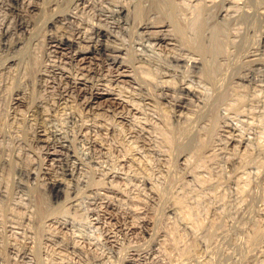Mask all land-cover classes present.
<instances>
[{"label":"rangeland","instance_id":"obj_1","mask_svg":"<svg viewBox=\"0 0 264 264\" xmlns=\"http://www.w3.org/2000/svg\"><path fill=\"white\" fill-rule=\"evenodd\" d=\"M78 1L0 0V264H264V0H215L232 12L214 19L230 25L219 37L230 57L213 66L217 83L187 61L189 50L133 25L134 0H121L122 12L119 0ZM203 1L176 0L195 11ZM145 5L135 13L143 21L156 9ZM98 27L105 34L94 38L91 60L70 57L90 48ZM68 30L77 42L51 45ZM253 50L255 58L244 57ZM70 76L117 93L122 105L85 104L89 88L72 89Z\"/></svg>","mask_w":264,"mask_h":264},{"label":"bare ground","instance_id":"obj_2","mask_svg":"<svg viewBox=\"0 0 264 264\" xmlns=\"http://www.w3.org/2000/svg\"><path fill=\"white\" fill-rule=\"evenodd\" d=\"M18 1V0H17ZM36 1V0H35ZM78 1V0H77ZM85 2H87L86 0H84ZM83 1V2H84ZM91 1V0H90ZM119 1H121V0H119ZM122 1H124V0H122ZM122 1H121V4L119 3H117V4H115V10H116V12H122V11H124V10H127V8L129 7H127L125 4H122ZM131 1V0H130ZM151 1H153V2H151ZM222 1H224V0H222ZM227 1V0H226ZM230 1H232V0H230ZM237 1V0H236ZM3 2V1H2ZM1 2V3H2ZM84 2V3H85ZM92 2V1H91ZM114 2V1H113ZM127 3H129L128 1H126ZM131 2H133V4H131V6L133 5V10L131 9H129L128 8V13L131 15V20L133 21L132 23H133V25L135 24L138 28H141V29H143V30H147V31H149L150 33L151 32H154V38H155V40L158 42V43H160V44H163V46H165V47H167V48H169V49H176V48H180V49H186L187 51L189 50L192 54H194V55H192L191 57H190V59H188L187 57V61L188 62H191V64L192 65H198L199 66V68H203L204 69V71H202V72H204V75L206 76V78H208V79H210V81L211 80H213L216 76H217V74H218V72H216L217 70L214 68V67H216L215 65L216 64H218V60L220 61V60H222V59H224V58H226V57H224V56H227V50H226V52L224 53L223 52V50L224 49H227V48H229V47H227V48H224V49H222V42H223V40H225V39H223L222 41H221V35L222 36H224L225 34L224 33H229V24L228 25H225V26H227L226 28H224V25H223V27H220V26H218L216 23H214V19L216 20V18H217V16H219V15H221V14H223V16H225V17H223V19L224 18H226L227 20H230L231 19V16H232V12L230 13V11H227V6H226V2H225V4H224V2H222V5H221V7H219L218 9L216 8L217 6H216V2L217 1H212V0H204L202 3L204 4V7H202L203 9L202 10H191L192 8L189 6V9H187L186 8V10L184 9H182V8H180V6H179V4L176 2V0H134V1H131ZM130 2V3H131ZM209 2V3H208ZM234 2H235V0H234ZM259 2V1H258ZM75 3H76V1H75ZM78 3V5H79V3H80V1H78L77 2ZM76 3V4H77ZM82 3V2H81ZM123 3H125V1L123 2ZM126 3V4H127ZM129 3V4H130ZM144 3L148 6V8L150 9V7H149V3L152 5V3L154 4V5H156V9L154 8V9H151L152 10V13L154 14V16L153 17H149V18H147V20H145L143 17H142V19H144L145 21H143V20H141V19H139L138 17H136L137 16V14H135V13H137V12H139V10L142 8V5H144ZM219 3V2H218ZM227 3H228V1H227ZM38 4V3H37ZM37 4H35V5H37ZM75 4V5H76ZM87 4V3H86ZM89 4V3H88ZM93 4V3H92ZM31 5V4H30ZM96 5V4H95ZM113 5V4H112ZM145 5V6H146ZM38 6H39V4H38ZM79 6H84L83 4L82 5H79ZM79 6H78V8H79ZM86 6V5H85ZM91 6V5H90ZM130 6V7H131ZM240 6H241V4H240ZM239 6V7H240ZM259 6V5H258ZM93 7V6H92ZM152 7V6H151ZM200 7V8H201ZM230 7V6H229ZM238 7V8H239ZM243 7V6H242ZM35 8V7H34ZM77 8V9H78ZM93 8H95V7H93ZM103 8V7H102ZM126 8V9H125ZM194 8V7H193ZM215 8H216V12H215ZM38 9H39V7H38ZM75 9V8H74ZM77 9H75V10H73V12L74 11H76ZM82 9V8H81ZM86 9V8H85ZM92 9V8H91ZM97 9V11H98V8H96ZM113 9V8H112ZM230 9H231V7H230ZM234 9V8H233ZM233 9H232V11H233ZM260 9V8H259ZM83 10H84V8H83ZM90 10V9H89ZM93 10V9H92ZM114 10V9H113ZM113 10H110V11H113ZM143 10H145V8H143ZM229 10V9H228ZM235 10V9H234ZM237 10V9H236ZM239 10V9H238ZM31 11V10H30ZM78 11V10H77ZM85 11V10H84ZM86 11H88V9L86 10ZM85 11V12H86ZM103 11V10H102ZM105 11H107V10H105ZM109 11V12H110ZM153 11H155V12H153ZM92 12V11H91ZM108 12V13H109ZM140 12H142L143 13V11H142V9L140 10ZM139 12V13H140ZM151 12V11H150ZM215 12V13H214ZM237 12V11H236ZM235 12V13H236ZM240 12H241V10H240ZM238 13L239 14V17L241 16L240 14H243V13ZM245 12V11H244ZM248 12V11H247ZM250 12V11H249ZM70 13H72V12H70ZM74 13H76V12H74ZM95 13V12H94ZM102 13V12H101ZM101 13H99L100 15H101ZM111 14H113V12H110ZM109 13V14H110ZM114 13H115V11H114ZM145 13H147V12H145ZM227 13H230L231 14V16L229 15V14H227ZM77 14V13H76ZM97 14V13H96ZM98 14V15H99ZM106 14V13H105ZM118 13H116V15H117ZM141 14V13H140ZM238 14L236 15V16H234V17H238ZM64 15V14H63ZM68 15V14H67ZM70 15V14H69ZM69 15H68V17H69ZM74 15V14H73ZM97 15V16H98ZM128 15V14H127ZM130 15H129V17H125V19L126 18H130ZM142 15V14H141ZM141 15H140V17H141ZM144 15V14H143ZM250 15V14H249ZM77 16V15H76ZM103 16V15H102ZM102 16H98V17H101L102 18ZM107 16H108V14H107ZM120 16H122V15H120ZM125 16V15H124ZM58 17V16H57ZM60 17V16H59ZM63 17V16H62ZM72 17V16H71ZM106 17V16H105ZM113 17H115V14H114V16ZM113 17H112V20H114L113 19ZM145 17V16H144ZM221 17V16H220ZM220 17H218V18H220ZM238 17V18H239ZM246 17V16H245ZM253 17V16H252ZM64 18H66L65 16H64ZM78 18H80V17H78ZM100 18V19H101ZM104 18V17H103ZM123 18V17H122ZM121 18V19H122ZM241 18V17H240ZM59 19V18H58ZM70 19V18H69ZM98 19V18H97ZM106 19V18H105ZM108 19V18H107ZM106 19V20H107ZM119 19H120V17H119ZM120 19V21H121V23L120 24H122V20ZM125 19H123V22H126V21H124ZM139 19V20H138ZM234 19V18H233ZM242 19V18H241ZM251 19V18H250ZM54 20H55V18H54ZM53 20V21H54ZM71 20H75V19H71ZM71 20H69V21H71ZM79 20V19H78ZM105 20V21H106ZM111 19L108 21V22H111L112 21ZM116 20V19H115ZM128 20V19H127ZM236 20H237V18H236ZM240 20V19H239ZM238 20V21H239ZM244 20V19H243ZM58 21V20H57ZM60 21H61V19H60ZM66 22H67V20H65ZM76 21V20H75ZM81 21V20H80ZM117 21H118V17H117ZM119 21V22H120ZM129 21V20H128ZM127 21V22H128ZM138 21V22H137ZM232 21V20H231ZM50 22V21H49ZM62 22V21H61ZM64 22V21H63ZM81 22H83V21H81ZM87 22V21H86ZM126 22V23H127ZM216 22V21H215ZM226 22V21H225ZM235 22V21H234ZM52 24H53V22H51ZM50 23V24H51ZM55 23V22H54ZM56 23H58V22H56ZM68 23V22H67ZM70 24L72 23V21L71 22H69ZM116 23V22H115ZM131 23V22H130ZM131 23V24H132ZM229 23V22H228ZM76 24V23H75ZM119 24V26H122V25H120ZM222 24V23H221ZM224 24V23H223ZM233 24V23H232ZM54 25V24H53ZM58 25V24H57ZM56 25V27L58 28V26ZM65 25V24H64ZM69 25V24H68ZM72 25H73V23H72ZM72 25H71V27H72ZM77 25V24H76ZM80 25V24H79ZM81 25H83V28H84V24H81ZM96 25V24H95ZM51 26V25H50ZM74 26V25H73ZM78 26V25H77ZM99 26V25H98ZM112 26H114V25H112ZM118 25H116V27H117ZM55 27V26H54ZM55 27V28H56ZM59 27H61V25L59 24ZM103 27V26H102ZM51 28H53L52 26H51ZM65 28H67V27H65ZM76 28V27H75ZM82 28V29H83ZM234 28V27H233ZM64 29V28H63ZM69 29V28H68ZM85 29V28H84ZM84 29H83V31H84ZM88 29V28H87ZM106 29V28H105ZM104 29V30H105ZM1 30V29H0ZM10 30V28H8L7 26H5V27H3V31H2V34L4 33V34H7V32ZM55 30H57V29H55ZM58 30H59V28H58ZM69 30H73V29H69ZM68 30V31H69ZM77 30V29H76ZM76 30L74 31L75 32V34H76ZM104 30L102 29V28H97V29H95V32L93 33L95 36H92L93 34L92 33H90L89 32V34L92 36V37H90L89 38V40H88V43L91 45H89L90 46V48L88 47V48H79L78 46H77V44L78 43H76V46L79 48V49H75V50H73L72 49V52L70 51V57H73V58H76L78 61H80L81 63H84L85 61H86V59L88 58V57H90V55H91V53L93 52V47L95 46L96 47V43H95V41L98 39V38H102V36L105 34L104 33ZM225 30H226V32H225ZM60 31V30H59ZM59 31H56V32H58L59 33ZM67 31V30H66ZM71 31H69V32H67L66 34H64L63 35V37H61L60 39H58V37L57 38H51L50 39V42H51V45H55V46H57V47H62V48H66V45L67 46H70L73 42H75L77 39V36H74L75 34H73ZM109 31V30H108ZM236 31V30H235ZM55 32V31H54ZM63 32H65V31H63ZM62 32V33H63ZM70 32H71V34H70ZM80 32H82V30H79V33L78 34H81ZM85 33H86V30L84 31ZM136 32V31H135ZM137 32H140V31H137ZM232 32V31H231ZM237 32V31H236ZM83 33V32H82ZM143 34H144V32H142ZM142 33H140L141 35H142ZM242 33V32H241ZM56 34V33H55ZM60 34V33H59ZM88 34V35H89ZM224 34V35H223ZM10 35V34H9ZM62 35V34H61ZM60 35V36H61ZM82 35H84V34H82ZM86 35V34H85ZM152 36H153V33L151 34ZM80 36V35H79ZM87 36V35H86ZM143 36V35H142ZM149 36V35H148ZM226 36V35H225ZM224 36V37H225ZM229 36V35H228ZM8 37V36H7ZM54 37H55V35H54ZM76 37V38H75ZM83 37V36H82ZM81 37V38H82ZM220 37V38H219ZM238 37V36H237ZM80 38V39H81ZM87 38V37H86ZM94 38H96V40L94 39ZM241 38V37H240ZM85 39V38H84ZM78 40H79V38H78ZM82 41H84V40H82ZM81 41V42H82ZM86 41V40H85ZM242 41V40H241ZM77 42V41H76ZM78 42H80V41H78ZM106 42V41H105ZM88 43H86V44H88ZM143 43V42H142ZM153 43V42H152ZM69 44V45H68ZM74 44V43H73ZM80 44H82V43H80ZM80 44H78V45H80ZM84 44V43H83ZM85 44V45H86ZM102 44L103 43H99V47L101 48L102 47ZM228 44V43H227ZM230 44V43H229ZM105 45V44H104ZM107 45H109V44H107ZM231 45V44H230ZM75 46V45H74ZM75 46V47H76ZM81 46V45H80ZM157 44H156V48H157ZM226 46H228V45H226ZM237 46V45H236ZM241 46H244V45H242L241 44ZM72 47V46H71ZM86 47V46H85ZM104 47V46H103ZM105 47H107V46H105ZM109 47V46H108ZM107 47V48H108ZM152 47H153V45H152ZM231 47V46H230ZM235 47V46H234ZM116 48V47H115ZM159 48V47H158ZM163 48V47H162ZM243 48V47H242ZM260 48V47H259ZM55 49V48H54ZM58 49V48H57ZM57 49H55V50H57ZM71 49V48H70ZM97 49H99V48H97ZM108 49H110V48H108ZM179 49V50H180ZM240 49V48H239ZM262 49V48H261ZM61 50H63V49H60V51ZM118 50H119V48H118ZM159 50V49H158ZM168 50V49H167ZM178 50V51H179ZM185 50V51H186ZM230 50V49H229ZM229 50H228V53H229ZM251 50V49H250ZM67 51H68V49H67ZM68 51V52H69ZM114 51V50H113ZM117 51V50H116ZM163 51H165V50H163ZM172 51V50H171ZM175 51H177V50H175ZM184 51V52H185ZM225 51V50H224ZM235 51V50H234ZM256 51L257 50H253V51H250V52H248V53H246V55H244V57L246 58H248L249 56H253L254 58H255V56H256ZM56 52V51H55ZM97 52V51H96ZM119 52H120V50H119ZM123 52V51H122ZM124 52H125V50H124ZM169 53H170V51H168ZM182 53L183 54V52H182V50L181 51H179V53ZM241 52V51H240ZM239 52V53H240ZM67 53V52H66ZM65 53V54H66ZM98 53V52H97ZM104 53H105V50H104ZM179 53H177V55H179ZM262 53H263V51H262ZM61 54V53H60ZM63 54H64V52H63ZM100 54V53H99ZM107 54V53H106ZM119 54V53H118ZM117 54V55H118ZM174 54V53H173ZM182 54H180V55H182ZM185 54V53H184ZM187 54V53H186ZM245 54V53H244ZM67 55H69V53L67 54ZM93 55V54H92ZM104 55V54H103ZM189 55V54H188ZM191 55V54H190ZM258 55H259V52H258ZM65 56V55H64ZM96 56H98V55H96ZM100 56H102L101 54H100ZM100 56H98V57H100ZM122 56V55H121ZM92 57V56H91ZM94 57V56H93ZM97 57V58H98ZM178 58V60H183L184 62L186 61L184 58H181V56L179 57V56H177ZM183 57V56H182ZM227 57H230V56H227ZM234 57V56H233ZM95 58V57H94ZM101 58V57H100ZM100 58H99V60H100ZM123 58H125V56L123 55ZM127 58V57H126ZM140 58V57H139ZM149 58V57H148ZM167 58V57H166ZM249 58H252V57H249ZM253 58V59H254ZM88 59H90L91 60V58H88ZM102 59V58H101ZM111 59V58H110ZM141 59V58H140ZM169 59V58H168ZM232 59V58H231ZM252 59V61L253 62H255V60H253ZM258 59V58H257ZM260 59V58H259ZM70 60V59H69ZM90 60L88 61V62H90ZM95 60V59H94ZM104 60H106L107 61V59H105V57H104ZM139 60V59H138ZM143 60V59H142ZM165 60V59H164ZM171 60V59H170ZM228 60H229V58H228ZM71 62H73L72 61V59L70 60ZM92 61H93V59H92ZM91 61V62H92ZM125 61V60H124ZM147 61V60H146ZM187 61H186V63H187ZM257 61V60H256ZM262 61V60H261ZM114 63H115V65H116V67H117V70L119 69V72H117V73H119V76H128V69L129 68H127V64L125 63V62H120V61H113ZM226 62V61H225ZM78 63V62H77ZM105 63V62H104ZM107 63V65H108V62H106ZM113 63V64H114ZM141 63V62H140ZM166 63V62H165ZM172 63V62H171ZM250 63H251V61H250ZM86 64V63H85ZM91 64V63H90ZM89 64V65H90ZM92 64H93V62H92ZM110 64V63H109ZM145 64V63H144ZM257 64V63H256ZM79 65V64H78ZM87 65V64H86ZM99 65V64H98ZM131 65V64H130ZM139 65V64H138ZM137 65V66H138ZM184 65H186V64H184ZM190 65V64H189ZM189 65L188 66H185V68H190L191 69V67H193V66H191V67H189ZM109 66V65H108ZM114 66V65H113ZM112 66V67H113ZM136 66V65H135ZM162 66V65H161ZM181 66V65H180ZM214 66V67H213ZM227 66V65H226ZM89 67H91V65L89 66ZM88 67V68H89ZM110 67V66H109ZM116 67L114 68V69H116ZM144 67V66H143ZM178 67V66H177ZM131 68V67H130ZM174 68V67H173ZM184 68V67H183ZM225 68H227V67H225ZM103 69V68H102ZM112 70H113V68H111ZM138 69H140V68H138ZM142 69V68H141ZM161 69V68H160ZM169 69V68H168ZM193 69V68H192ZM222 69V68H221ZM109 70V69H108ZM142 70H144V69H142ZM176 71H178L177 69H175ZM186 70H188V69H186ZM220 70V69H219ZM172 71V70H171ZM175 71V72H176ZM189 71V70H188ZM187 71V72H188ZM220 71H222V70H220ZM224 71H225V69H224ZM46 72V71H45ZM116 72V71H115ZM168 72H169V70H168ZM200 72V71H199ZM226 72V71H225ZM61 73V72H60ZM165 73V72H164ZM163 73V74H164ZM172 73V72H171ZM174 73V72H173ZM186 73V72H185ZM184 73V74H185ZM221 73V72H220ZM219 73V74H220ZM222 73H223V71H222ZM62 74V73H61ZM166 74V73H165ZM169 74V73H168ZM203 74V73H202ZM201 74V76L203 77V75ZM240 74V73H239ZM84 75V74H83ZM170 75V74H169ZM176 75V74H175ZM180 75V74H179ZM222 75H225V74H222ZM221 75V76H222ZM81 76V75H80ZM138 76V75H137ZM174 76V75H173ZM221 76L219 75V77L221 78ZM227 76V75H226ZM225 76V77H226ZM67 77V76H66ZM65 77V78H66ZM71 77V76H70ZM162 77H163V75H162ZM187 77V76H186ZM218 77V76H217ZM224 77V76H223ZM234 77V76H233ZM115 78H117V77H115ZM165 78V77H164ZM177 78V77H176ZM206 78H204L205 80H206ZM220 78H218V80L220 79ZM235 78V77H234ZM240 78H241V76H240ZM243 78V77H242ZM247 78V77H246ZM245 78V79H246ZM69 79V83H70V86L69 87H71L72 86V89H73V87H76V88H78L81 92L82 91H87V88H89V98L85 101V104H88V105H90V106H92L93 107V105H91V104H93V103H98V105H95V106H98V107H100L99 106V104H104L105 102H112V103H114V104H116V106L118 105L119 106V104H121L122 105V98L117 94V93H114V92H111L110 90H106V89H100V88H92V86H89L90 84H88V81L89 80H86V79H84V76H83V78L82 77H76V78H68ZM88 79V78H87ZM90 79V78H89ZM118 79H120V78H118ZM122 79V78H121ZM180 79V78H179ZM217 79V78H216ZM222 79V78H221ZM220 79V80H221ZM226 79V78H225ZM116 80V79H115ZM131 80V79H130ZM130 80H128V81H130ZM217 80V81H218ZM219 80V82L218 83H220L221 81ZM242 80V79H241ZM249 80V79H248ZM68 81V80H67ZM119 81V83H120V80H118ZM136 81V80H135ZM173 81V80H172ZM171 81V82H172ZM181 81V80H180ZM207 81V80H206ZM214 81V80H213ZM223 81H224V78H223ZM222 81V82H223ZM214 82H216V80L214 81ZM213 82V83H214ZM115 83V82H114ZM117 83V82H116ZM167 82L165 81V85H166V87H169V88H171L172 87V85L170 84V83H167ZM211 83V82H210ZM212 83V84H213ZM217 83V82H216ZM224 83V82H223ZM258 83V82H257ZM112 85V84H111ZM110 85V86H111ZM177 85V84H176ZM171 86V87H170ZM175 86V85H174ZM174 86H173V89H174ZM179 86H181L182 87V89L183 90H185V92H188V93H191V94H193V95H195V97H200L195 91H193L187 84H185V82L184 83H182L181 82V85H179ZM178 86V87H179ZM216 86H217V84H216ZM223 86V84L221 85V87ZM255 86V85H254ZM176 88V87H175ZM220 88V87H219ZM226 88V87H225ZM165 89V88H164ZM180 89V88H179ZM179 89H174V92L176 91V90H179ZM216 89H217V87H216ZM221 89H224V88H220L219 90H221ZM168 90H170V89H168ZM181 90V89H180ZM208 90V89H207ZM162 91V90H161ZM167 91V90H166ZM165 91V92H166ZM200 91V90H199ZM78 92V91H77ZM163 92V91H162ZM164 92V93H165ZM170 92H171V90H170ZM221 92V91H220ZM83 93V92H82ZM219 93V92H218ZM168 94V93H167ZM171 94V93H170ZM185 94V93H184ZM187 94V93H186ZM216 94H217V92H216ZM188 95V94H187ZM230 95V94H229ZM165 96V95H164ZM166 96H168V95H166ZM175 96V95H174ZM183 96V95H182ZM185 96V95H184ZM189 96H190V94H189ZM217 96V95H216ZM163 97V96H162ZM228 97V95H227V93H222L220 96H219V104H221V102H224V100L226 101V98ZM230 97V96H229ZM165 98V97H164ZM169 98V97H168ZM167 98V99H168ZM194 98V97H193ZM172 99V98H171ZM174 99V101H176V99L175 98H173ZM178 99V98H177ZM195 99V98H194ZM207 99H209L208 97H207ZM228 99V98H227ZM19 100V99H18ZM22 100V99H21ZM182 100V99H181ZM201 100H202V98H201ZM124 101V100H123ZM199 101V100H198ZM197 101V102H198ZM204 101V100H203ZM206 102H204V103H208L207 101L208 100H205ZM210 101H212V100H210ZM214 101H215V99H214ZM202 102V101H201ZM124 103V102H123ZM126 103V102H125ZM167 103V102H166ZM172 103V102H171ZM109 104V103H108ZM182 104V103H181ZM210 104V103H209ZM218 104V105H219ZM104 105H106L107 106V103L106 104H104ZM113 105V104H112ZM112 105H111V107H112ZM125 105V104H124ZM175 105V104H174ZM183 105V104H182ZM182 105H181V110H182ZM186 105V104H185ZM205 105V104H204ZM103 106V105H102ZM101 106V107H102ZM109 106V105H108ZM116 106H115V108H116ZM210 106V105H209ZM208 106V107H209ZM89 107V106H88ZM110 107V106H109ZM124 107V106H123ZM186 107V106H185ZM205 107V106H204ZM207 107V106H206ZM102 108H104V107H102ZM108 108V107H107ZM177 108V107H176ZM189 108H190V106H189ZM97 109H99V108H97ZM114 109V108H113ZM120 109H122V108H120ZM175 109V108H174ZM173 110V109H172ZM205 110V109H204ZM207 110V109H206ZM182 112V111H181ZM202 111L200 110V115L202 114L201 113ZM204 113V112H203ZM208 113V112H207ZM177 114V113H176ZM182 114V113H181ZM180 114V115H181ZM172 115H174V114H172ZM193 116V115H192ZM213 116V115H212ZM206 117V116H205ZM214 117V116H213ZM178 119V118H177ZM208 119V118H207ZM210 122V121H209ZM208 122V123H209ZM187 123V122H186ZM207 123V122H206ZM190 124V123H189ZM189 124H187V125H189ZM187 125H186V128H187ZM168 126V125H167ZM167 126H166V128H167ZM185 126V125H184ZM183 126V127H184ZM181 128V129H183L182 131H181V133L182 134H185V135H189L188 134V132H190V127H188V128H190L189 129V131L188 130H186V128L184 127V128ZM170 128V127H169ZM169 128H168V130H169ZM180 129V128H179ZM180 129V130H181ZM193 129H195V128H193ZM44 130V129H43ZM170 130H172V129H170ZM55 131H57V130H55ZM173 131V130H172ZM179 131V130H178ZM192 131V130H191ZM60 132V131H59ZM170 132V131H169ZM194 132V131H193ZM199 132V131H198ZM173 133V132H172ZM230 133V132H229ZM42 135L41 136H43L44 135V132L43 133H41ZM54 134L55 135H57L58 134V136L60 135V133H58V132H54ZM193 134V133H192ZM200 134V133H199ZM206 134V133H205ZM225 134V133H224ZM178 135H181V134H178ZM185 135L183 136V137H185ZM191 135V134H190ZM236 135V134H235ZM58 136H56V137H58ZM180 137V136H179ZM190 137V136H189ZM196 140V139H195ZM198 140V139H197ZM202 140V139H201ZM59 141V140H58ZM60 142H61V145H65L66 144V142H65V139L64 138H62V136H61V140H60ZM68 144V143H67ZM63 147V146H62ZM65 148H66V145H65ZM68 150V149H67ZM71 150V149H70ZM54 151V150H53ZM50 153V152H49ZM57 152L55 151V152H52V153H50V156L51 157H54L55 156V154H56ZM70 154V153H69ZM55 159V158H54ZM66 161V160H65ZM46 167V166H45ZM74 168H75V166H74ZM46 170H47V172H50L49 171V168H46ZM54 175V174H53ZM55 181V180H54ZM99 213V212H98ZM101 213V212H100ZM111 214V213H110ZM101 216V215H100ZM133 262V261H132ZM136 264V263H135Z\"/></svg>","mask_w":264,"mask_h":264}]
</instances>
